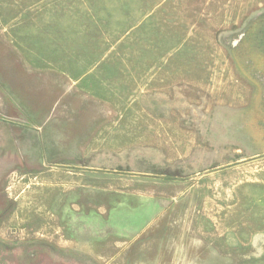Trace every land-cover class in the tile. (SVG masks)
I'll use <instances>...</instances> for the list:
<instances>
[{"label": "rangeland", "instance_id": "obj_1", "mask_svg": "<svg viewBox=\"0 0 264 264\" xmlns=\"http://www.w3.org/2000/svg\"><path fill=\"white\" fill-rule=\"evenodd\" d=\"M260 20L0 0V74L41 122L0 119V264H264V71L234 54Z\"/></svg>", "mask_w": 264, "mask_h": 264}, {"label": "crops", "instance_id": "obj_2", "mask_svg": "<svg viewBox=\"0 0 264 264\" xmlns=\"http://www.w3.org/2000/svg\"><path fill=\"white\" fill-rule=\"evenodd\" d=\"M22 81L16 79V77H11L8 79L4 77L3 79L2 74H0V119L5 120L6 118L19 120L23 117V114L26 113L29 118L31 117L34 119L31 120L32 124H36L35 126L37 127L40 125L41 127V122L38 121V115L40 113L35 110L34 106L30 105L26 100H24V95L17 89V85ZM35 168L38 167L35 166Z\"/></svg>", "mask_w": 264, "mask_h": 264}, {"label": "trees", "instance_id": "obj_3", "mask_svg": "<svg viewBox=\"0 0 264 264\" xmlns=\"http://www.w3.org/2000/svg\"><path fill=\"white\" fill-rule=\"evenodd\" d=\"M249 27L245 36L239 42L237 50L234 51L235 58L239 62V68L245 72L247 77H250V73L247 69L248 66L245 64L250 66L247 62L249 60L253 62L255 69L264 71V23L260 20ZM246 69L247 71H245Z\"/></svg>", "mask_w": 264, "mask_h": 264}, {"label": "flooded vegetation", "instance_id": "obj_4", "mask_svg": "<svg viewBox=\"0 0 264 264\" xmlns=\"http://www.w3.org/2000/svg\"><path fill=\"white\" fill-rule=\"evenodd\" d=\"M3 215H0V217H2Z\"/></svg>", "mask_w": 264, "mask_h": 264}]
</instances>
